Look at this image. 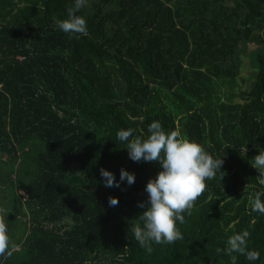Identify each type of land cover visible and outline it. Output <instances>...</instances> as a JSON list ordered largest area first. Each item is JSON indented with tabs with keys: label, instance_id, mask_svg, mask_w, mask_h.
I'll return each instance as SVG.
<instances>
[{
	"label": "trees",
	"instance_id": "16d2710c",
	"mask_svg": "<svg viewBox=\"0 0 264 264\" xmlns=\"http://www.w3.org/2000/svg\"><path fill=\"white\" fill-rule=\"evenodd\" d=\"M73 5L0 0L3 264H232L227 239L242 231L264 264V215L250 205L264 191L251 164L264 149V0H85L86 36L56 26ZM153 121L223 163L177 222L183 239L148 253L133 228L160 164L134 162L116 137L146 138ZM101 168L136 181L106 188Z\"/></svg>",
	"mask_w": 264,
	"mask_h": 264
},
{
	"label": "clouds",
	"instance_id": "9594fccd",
	"mask_svg": "<svg viewBox=\"0 0 264 264\" xmlns=\"http://www.w3.org/2000/svg\"><path fill=\"white\" fill-rule=\"evenodd\" d=\"M84 4L85 0H74L67 18L56 21L57 28L70 36H86L87 21L78 15ZM116 139L126 144L129 158L134 162H159L161 168L157 176L146 184L147 201L139 204L144 210L139 215L140 223L133 228L136 242L151 253L153 244H172L182 240L183 234L177 222H185L184 213L191 215L195 202L207 188L206 181L213 179L217 170H221L222 159L213 158L200 143L183 138L179 131L165 130L159 121L150 123L146 138L134 137V130L128 128L119 130ZM251 164L259 170V182L264 185V149ZM100 176L106 188H119L125 181L131 186L136 181L135 174L125 168H121L119 180L113 171L106 168L100 169ZM118 204V197H109L110 206ZM250 205L253 212L264 215V191L257 192ZM249 238L250 233L242 231L227 239L225 252L231 257L232 264H237L238 260L234 253L244 256L250 264L260 259L258 251L249 250ZM10 245L8 226L0 220V258L11 257ZM0 264H3V259H0Z\"/></svg>",
	"mask_w": 264,
	"mask_h": 264
},
{
	"label": "rangeland",
	"instance_id": "374dc122",
	"mask_svg": "<svg viewBox=\"0 0 264 264\" xmlns=\"http://www.w3.org/2000/svg\"><path fill=\"white\" fill-rule=\"evenodd\" d=\"M256 47V45L254 44H250L249 48H248V53L250 52L251 49H254ZM251 73V67H250V63H249V58L247 56V53H245L242 56V65L240 68V74H239V82L242 83L243 87L247 84V81L245 82H241V79H247L250 76Z\"/></svg>",
	"mask_w": 264,
	"mask_h": 264
},
{
	"label": "built area",
	"instance_id": "2783aa9c",
	"mask_svg": "<svg viewBox=\"0 0 264 264\" xmlns=\"http://www.w3.org/2000/svg\"><path fill=\"white\" fill-rule=\"evenodd\" d=\"M0 87H1V84H0Z\"/></svg>",
	"mask_w": 264,
	"mask_h": 264
}]
</instances>
